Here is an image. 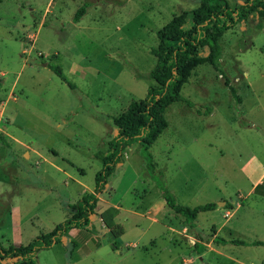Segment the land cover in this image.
<instances>
[{
	"label": "rangeland",
	"instance_id": "374dc122",
	"mask_svg": "<svg viewBox=\"0 0 264 264\" xmlns=\"http://www.w3.org/2000/svg\"><path fill=\"white\" fill-rule=\"evenodd\" d=\"M197 4L0 0L3 246L49 232L92 191L101 165L95 154L116 132L113 117L154 84L147 74L155 31ZM220 45V71L208 63L191 70L180 89L184 101L165 109L166 127L148 148L155 178L176 203L215 208L198 212L186 228L132 143L98 194L89 217L94 230L68 229L36 253L37 264H264V21L258 28L249 16L224 31ZM56 66L64 80L50 68ZM230 239L260 244L220 241Z\"/></svg>",
	"mask_w": 264,
	"mask_h": 264
},
{
	"label": "trees",
	"instance_id": "16d2710c",
	"mask_svg": "<svg viewBox=\"0 0 264 264\" xmlns=\"http://www.w3.org/2000/svg\"><path fill=\"white\" fill-rule=\"evenodd\" d=\"M84 12L85 5L78 7L73 14V21H78ZM249 16L257 20L258 28L262 26L264 0H244L234 5H229L226 0H198L196 7L182 11L160 26L155 31L157 44L149 49V53L155 58V63L147 77L153 80L154 84L147 86L142 98L131 100L122 112L113 117L116 132L108 141L107 149L95 154L101 165L94 175L92 191L80 196L70 206L71 214L57 223L49 232L23 245L3 246L0 243V261L19 259L21 264H37L36 253L49 249L57 243L68 229L80 228L92 232L94 227L89 217L95 213L98 194L113 175L115 166L122 162L123 151L130 144H139V152L147 172L155 178L148 148L166 127L163 112L173 102L184 101L180 95V89L188 82L191 70L198 64L208 63L215 70L220 71V38L223 32L245 21ZM50 68L64 80L59 67ZM225 84H227L226 81ZM228 89L237 99L230 85ZM208 111L209 109L206 108L205 113ZM197 112L200 111L197 110ZM154 180L164 203L174 215L182 218L186 228L192 227L198 212L215 208L213 202L194 207L178 204L164 189L162 183L157 178ZM215 238L216 236L212 237L211 241L215 242ZM220 241L233 244H260L258 241L245 242L237 239Z\"/></svg>",
	"mask_w": 264,
	"mask_h": 264
},
{
	"label": "crops",
	"instance_id": "0c3cea01",
	"mask_svg": "<svg viewBox=\"0 0 264 264\" xmlns=\"http://www.w3.org/2000/svg\"><path fill=\"white\" fill-rule=\"evenodd\" d=\"M258 179V178H257ZM262 182H261V180L259 179L258 181H254L253 182V184L250 186V189H252V188H255L258 184H261ZM258 198H259V200H261V203L264 201V197L261 195V194H259L258 195ZM168 229L169 230H173V229H171V227H168ZM185 231V228H182L179 232L181 233V232H184ZM173 232V231H172ZM214 236H216V234H214V235H211V237L209 238V242L211 241V239H212V237H214ZM209 242L206 244H203L206 248H208L209 247ZM212 242V241H211Z\"/></svg>",
	"mask_w": 264,
	"mask_h": 264
}]
</instances>
